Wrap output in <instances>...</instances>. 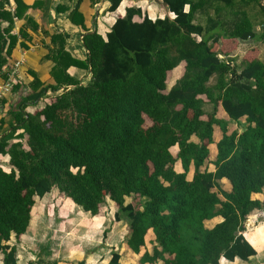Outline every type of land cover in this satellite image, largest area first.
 Here are the masks:
<instances>
[{"label":"trees","instance_id":"trees-1","mask_svg":"<svg viewBox=\"0 0 264 264\" xmlns=\"http://www.w3.org/2000/svg\"><path fill=\"white\" fill-rule=\"evenodd\" d=\"M122 1L110 0L109 11ZM165 1L174 17L153 19L129 6L107 38L98 31L84 35L89 55L81 64L91 69L88 83L66 79L74 86L62 89L60 56H50L58 83L44 85L35 77L31 91L1 118L0 154L10 156L11 166H0L5 264L17 262V248L8 242L27 232L36 198L55 188L92 215L113 200L116 220L127 221V243L141 263L218 264L222 257L247 260L256 254L243 232L251 212H264V201L253 198L264 192V60L248 56L237 63L220 55L230 40L264 43V0ZM15 2L13 10L11 0H0V74L17 44L15 19L46 3ZM254 7L262 16L260 32ZM27 23L38 26L31 17ZM182 62V77L165 92L168 73ZM49 91L57 93L52 101ZM207 101L214 105L210 113ZM219 107L229 120L244 122L243 129L219 118ZM212 144L214 171L203 169ZM216 216L223 220L207 227L205 221ZM108 264H121L120 254Z\"/></svg>","mask_w":264,"mask_h":264},{"label":"crops","instance_id":"crops-1","mask_svg":"<svg viewBox=\"0 0 264 264\" xmlns=\"http://www.w3.org/2000/svg\"><path fill=\"white\" fill-rule=\"evenodd\" d=\"M23 1L32 5L36 0ZM42 1L46 2L44 7L30 8L23 17L15 19L12 33L18 38L17 44L8 59L5 67L6 73L0 74V120L7 116L9 110L16 108L21 98L31 91L35 77L39 78L44 85L58 83L53 75L56 61L50 56H60L59 62L63 70L59 73L60 79L63 78L62 89L74 86L66 79L72 78L80 84H86L90 81L92 73L90 68L81 64L87 61L89 55L84 45V35L98 31L104 38H107L117 18L124 16L129 6L141 7L144 14L148 12L144 10L142 4L150 12L153 11L152 13L157 11L155 3L148 4L146 1L123 0L115 11L108 9L111 5L110 0ZM16 5L15 0H11L13 10ZM76 8L79 14H75L72 18L71 13ZM158 9L162 11L160 7ZM152 13L148 14L149 17L156 19L157 15L152 17ZM27 17L37 22V28L27 23ZM136 20L140 18L137 16ZM22 29L26 30L25 36L21 34ZM54 36L57 38H53ZM60 50H62L61 54H59ZM19 60L22 64L15 76V85L11 92H3V86L10 78L14 64ZM219 109L222 110L223 115H226L223 109L220 107ZM28 111L34 112L35 107H29ZM226 117L229 119L227 115ZM220 137L221 134L217 135L216 132V141ZM16 140L18 139L14 141ZM175 147L178 152V146L173 148ZM216 154V145L212 144L211 157L214 155V160ZM211 157L203 169L215 170ZM8 165H10V156L0 154V166L10 170V168L7 169ZM176 169L177 171L183 170L180 161L176 163ZM193 173L194 167L192 166L188 173L190 179ZM222 183L226 190L231 188L226 178L222 179ZM52 193L59 198L57 197L58 199L55 200V204H52L53 207L50 210H46V204L42 202L48 200ZM253 198L264 201V192L254 193ZM129 200L127 198V201ZM117 210L116 203L107 199L106 203L101 206L100 213L92 215L71 199L62 196L57 188L42 198L37 197L27 232L20 237V240L13 235L8 242L17 248L16 264H31L32 261H40L41 264H53L54 262L72 264L80 261H85L86 264H108L115 252L120 254L121 264H163L162 260L156 263H141V255L134 252L127 243L129 233L127 221L116 220ZM222 220V216H216L211 220H206L205 224L207 227H213ZM245 226L243 235L254 247L256 254L247 260L239 257L234 260L222 257L218 264H264V212L258 209L251 212ZM148 250L150 253L153 252L152 244L148 245ZM0 264H5L3 252H0Z\"/></svg>","mask_w":264,"mask_h":264},{"label":"rangeland","instance_id":"rangeland-1","mask_svg":"<svg viewBox=\"0 0 264 264\" xmlns=\"http://www.w3.org/2000/svg\"><path fill=\"white\" fill-rule=\"evenodd\" d=\"M142 5H143L144 10L147 11L148 14L153 12V11L150 12L148 8H145L144 4H142ZM158 7H159V5L156 4L155 8H157V11H156V13L155 12L152 13V17H155L156 15H157V17L158 16H162V17L166 16L165 12L163 10L160 11L158 9ZM251 14L253 15V19L255 20V23H256V31L260 32L262 30V26H261V22H260L262 19V16L259 13L258 8L257 7L252 8ZM220 56H221V58H224V57H226L228 59L233 58V59H235V61L237 63L238 62L240 63L241 60H243V56H244V58L248 57V56H259L262 60H264V43L262 41H259L256 39L230 40V41L226 42L223 46H221V55ZM184 71H185V62H182L177 68H175L173 71L168 73L167 89L165 90V92H168L170 90V88L176 83V81L180 77H182ZM215 81H216V78L213 77L209 83L213 84V83H215ZM55 94H57V93H51L50 92L49 96L51 98H48V100L52 101V99H53L52 97H54ZM46 103H47V100L41 102L38 106L42 107ZM204 108H205L207 113H210L213 111L214 105L207 101ZM218 110L219 111H218L217 115L219 117H221L222 119L228 121L230 127H233V128L239 129V130L243 129V123L244 122L238 123L236 121H231L226 117V115H223L222 110H220V109H218ZM216 132H217V135L221 134V129L219 127H217ZM194 140H197V139L194 138ZM172 151H173V153H176L177 152L176 147L173 148ZM213 156L211 157L212 160H214ZM9 168H11L10 165H8L7 169H9ZM226 186L229 187V185H226ZM57 197H58L57 195L54 196L52 193L51 195H49L48 200L42 202L43 204H46V210H50V208L53 207L52 204H55V202H56L55 200L59 198V197L58 198Z\"/></svg>","mask_w":264,"mask_h":264},{"label":"built area","instance_id":"built-area-1","mask_svg":"<svg viewBox=\"0 0 264 264\" xmlns=\"http://www.w3.org/2000/svg\"><path fill=\"white\" fill-rule=\"evenodd\" d=\"M21 64H22L21 60L17 61L14 64L13 69L11 71L10 78L7 80V82L3 86V92H11L12 91L13 86L15 85V76L18 74Z\"/></svg>","mask_w":264,"mask_h":264},{"label":"water","instance_id":"water-1","mask_svg":"<svg viewBox=\"0 0 264 264\" xmlns=\"http://www.w3.org/2000/svg\"><path fill=\"white\" fill-rule=\"evenodd\" d=\"M135 2L139 1H146L148 4L150 3H156L159 5L160 9H162L166 16L174 17V13L170 9V5L165 0H134Z\"/></svg>","mask_w":264,"mask_h":264}]
</instances>
